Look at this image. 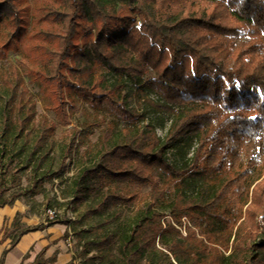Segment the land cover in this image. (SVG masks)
<instances>
[{
  "label": "trees",
  "instance_id": "1",
  "mask_svg": "<svg viewBox=\"0 0 264 264\" xmlns=\"http://www.w3.org/2000/svg\"><path fill=\"white\" fill-rule=\"evenodd\" d=\"M24 1L0 0L4 47L18 50L36 16ZM36 19L34 72L60 123L76 95L122 118L71 170L63 198L76 223L56 196L40 208L72 227L80 264H264V0H46ZM31 96L19 65L0 70V179L13 166L32 180L8 198L0 188V206L46 195L77 141L58 146ZM151 113L168 119L163 135ZM172 149L190 155L171 160Z\"/></svg>",
  "mask_w": 264,
  "mask_h": 264
},
{
  "label": "rangeland",
  "instance_id": "2",
  "mask_svg": "<svg viewBox=\"0 0 264 264\" xmlns=\"http://www.w3.org/2000/svg\"><path fill=\"white\" fill-rule=\"evenodd\" d=\"M24 4L30 8V10L37 16L39 9L42 6H46V0H25ZM38 11V12H37ZM34 16L32 24L29 26L27 35L19 41V49L15 50L12 46L4 47L3 42L8 36L9 25L7 21L0 18V49H4L5 55L2 56L0 50V70L4 71L10 64L16 63L19 65L21 77H23V86L27 92V96L31 94V100L27 99L26 105L31 102H35L34 106L36 108V114L34 121L39 123L41 119H45L47 123L55 122V139L58 146H62L64 139L68 140L74 134H76L77 141L73 146V152L71 157L65 160V165L63 169H60L52 175L51 182L45 183L46 195L37 194L36 197H31L30 195H22L19 200L26 201H40L43 206L46 207L48 203L53 202L54 196H56L60 204L53 202V206L57 209L58 214L64 216V218L70 219L71 224L76 223L78 219V213L74 210L73 204L69 203L67 199L63 198L64 191L66 190V185L69 183V176L71 170L79 165L82 161H86L89 156H91V147L94 141L97 139L99 133L103 128H105L111 120H119L121 123L122 118L117 114L115 108L108 102H102L100 104L92 102L89 99H84L81 96H74L68 100L66 106V117L68 124L62 125L57 117L54 99L49 91V87L44 78L39 77L34 72L35 69L42 68V59L34 53L30 47L36 41H41L36 35V30L44 28V22H39ZM237 41V39H236ZM2 100L0 98V105ZM148 117L153 119L157 125V132L163 135L165 128L161 127V123L164 120V126L168 125V119L162 115L156 113L148 114ZM53 154L56 157L59 155L60 151L58 147ZM52 154V153H51ZM186 155H190V152L179 151L177 149H172L169 151V158L171 160H181ZM29 170L19 171L18 169L12 167H7L5 170L4 180L0 179V188H7L3 193V197H11L13 193H22L25 186L32 183L29 179ZM145 191V187L140 188ZM33 203V202H32ZM72 226V225H71ZM17 233V232H16ZM71 236L73 237V247L76 243L75 233L71 227ZM75 248V247H74ZM80 263V260H79Z\"/></svg>",
  "mask_w": 264,
  "mask_h": 264
},
{
  "label": "crops",
  "instance_id": "3",
  "mask_svg": "<svg viewBox=\"0 0 264 264\" xmlns=\"http://www.w3.org/2000/svg\"><path fill=\"white\" fill-rule=\"evenodd\" d=\"M40 208L37 205L35 209L39 210L30 212L29 204L19 199L0 206V261L3 258L0 264H30L37 258L42 260L39 264H80L73 244H67L68 236L73 243L69 224L46 222ZM39 224L42 227L23 232L12 243V237L20 229Z\"/></svg>",
  "mask_w": 264,
  "mask_h": 264
},
{
  "label": "built area",
  "instance_id": "4",
  "mask_svg": "<svg viewBox=\"0 0 264 264\" xmlns=\"http://www.w3.org/2000/svg\"><path fill=\"white\" fill-rule=\"evenodd\" d=\"M56 215V210L55 209H48L47 210V212H46V218L47 219H52L54 216ZM70 232V231H69ZM69 238H68V245H71V244H73L72 243V239H71V237L70 236H68Z\"/></svg>",
  "mask_w": 264,
  "mask_h": 264
}]
</instances>
